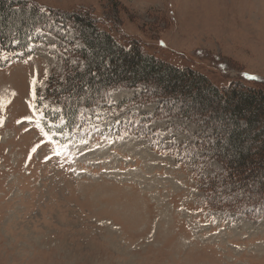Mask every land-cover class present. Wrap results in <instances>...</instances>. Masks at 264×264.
I'll use <instances>...</instances> for the list:
<instances>
[{
    "label": "rangeland",
    "instance_id": "obj_1",
    "mask_svg": "<svg viewBox=\"0 0 264 264\" xmlns=\"http://www.w3.org/2000/svg\"><path fill=\"white\" fill-rule=\"evenodd\" d=\"M34 1L89 10L120 42L137 38L219 86L264 80V0ZM29 40V55L0 58V264H264V218L205 204L198 178L223 166L199 147L214 141L204 121L160 119L161 100L138 103L143 87H121L83 109L72 133L62 116L43 127V107L61 112L44 93L67 44L44 30Z\"/></svg>",
    "mask_w": 264,
    "mask_h": 264
},
{
    "label": "trees",
    "instance_id": "obj_2",
    "mask_svg": "<svg viewBox=\"0 0 264 264\" xmlns=\"http://www.w3.org/2000/svg\"><path fill=\"white\" fill-rule=\"evenodd\" d=\"M60 25L71 27L83 46L66 39ZM37 30L67 44L62 76L51 75L44 93L61 112L43 107V127L62 116L63 127L72 133L81 124L83 109L107 101L111 90L143 87L135 101L161 100L156 117L204 121L212 130L214 141L203 139L199 147L223 171L198 178L206 193L205 204L248 218H264V176L260 178L255 168L264 166V80L256 77L247 79L249 84L233 81L219 86L207 74L149 53L137 38L120 42L89 10H61L34 0H0V58L17 51L29 55V39ZM34 102L42 108L41 99ZM219 122L228 128L226 136L219 133Z\"/></svg>",
    "mask_w": 264,
    "mask_h": 264
},
{
    "label": "snow or ice",
    "instance_id": "obj_3",
    "mask_svg": "<svg viewBox=\"0 0 264 264\" xmlns=\"http://www.w3.org/2000/svg\"><path fill=\"white\" fill-rule=\"evenodd\" d=\"M222 67H223V65H222ZM249 78H251V79H256V77H249ZM25 119H31L30 117H26ZM34 151H35V149H33Z\"/></svg>",
    "mask_w": 264,
    "mask_h": 264
}]
</instances>
